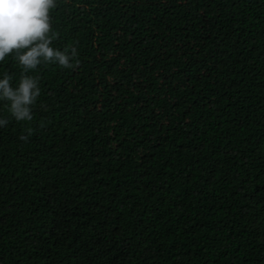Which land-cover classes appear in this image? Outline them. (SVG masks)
Returning <instances> with one entry per match:
<instances>
[{
	"label": "trees",
	"instance_id": "1",
	"mask_svg": "<svg viewBox=\"0 0 264 264\" xmlns=\"http://www.w3.org/2000/svg\"><path fill=\"white\" fill-rule=\"evenodd\" d=\"M56 3L73 68L0 100V264H264V0Z\"/></svg>",
	"mask_w": 264,
	"mask_h": 264
},
{
	"label": "clouds",
	"instance_id": "2",
	"mask_svg": "<svg viewBox=\"0 0 264 264\" xmlns=\"http://www.w3.org/2000/svg\"><path fill=\"white\" fill-rule=\"evenodd\" d=\"M57 7L56 0H0V62L14 53L21 66L17 87L12 77L4 73L0 79V100L8 103V112L16 121H31L33 105L41 95L38 77L28 75L41 64H58L62 69L73 68L77 49L60 50L52 47L55 32L51 30L50 10ZM8 118L0 117V127H6ZM32 134L22 135L26 141Z\"/></svg>",
	"mask_w": 264,
	"mask_h": 264
}]
</instances>
